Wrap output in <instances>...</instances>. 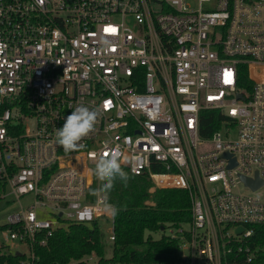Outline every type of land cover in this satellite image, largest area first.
<instances>
[{
    "label": "built area",
    "instance_id": "2783aa9c",
    "mask_svg": "<svg viewBox=\"0 0 264 264\" xmlns=\"http://www.w3.org/2000/svg\"><path fill=\"white\" fill-rule=\"evenodd\" d=\"M81 105L98 121L65 153L54 134ZM207 109L224 118L203 135ZM106 151L155 188L189 190L192 219L172 232L182 264H253L264 253V0H0V252L37 264L36 245L71 222L100 220L112 243L114 218L91 194Z\"/></svg>",
    "mask_w": 264,
    "mask_h": 264
},
{
    "label": "trees",
    "instance_id": "16d2710c",
    "mask_svg": "<svg viewBox=\"0 0 264 264\" xmlns=\"http://www.w3.org/2000/svg\"><path fill=\"white\" fill-rule=\"evenodd\" d=\"M223 118L220 110H204L203 135L220 128ZM123 167L131 178L127 186L118 181L110 194L111 202L120 208L114 218L115 240L107 241L100 220L91 225L71 222L55 230L46 244L36 245L37 264H89L83 258L92 253L99 257L92 264H182L179 239L172 232L192 219L189 190L153 189L147 176L133 174L126 165ZM97 187L95 179L92 190ZM257 232H264V225L257 226ZM108 245L112 249L110 255ZM21 260L22 256L12 251L0 252V264H21ZM253 264H264V253Z\"/></svg>",
    "mask_w": 264,
    "mask_h": 264
},
{
    "label": "clouds",
    "instance_id": "9594fccd",
    "mask_svg": "<svg viewBox=\"0 0 264 264\" xmlns=\"http://www.w3.org/2000/svg\"><path fill=\"white\" fill-rule=\"evenodd\" d=\"M99 111L87 106H77L64 120L62 127L55 131V143L61 146L65 153L78 151L83 147L81 141L95 129ZM93 175L98 181V187L91 194L97 198L102 211L113 218L120 208L111 202L110 194L116 183L127 186L130 175L124 170L120 154L116 151L104 152L98 156Z\"/></svg>",
    "mask_w": 264,
    "mask_h": 264
},
{
    "label": "rangeland",
    "instance_id": "374dc122",
    "mask_svg": "<svg viewBox=\"0 0 264 264\" xmlns=\"http://www.w3.org/2000/svg\"><path fill=\"white\" fill-rule=\"evenodd\" d=\"M163 178H165V177H163ZM152 188H154L155 189V187L154 186H152ZM32 198V196H25V197H22L21 198V201H22V203L24 204V205H27V204H29V200ZM18 209H16V208H13L12 206H10L9 208H8V210H6V212H8V211H10V212H15V211H17ZM6 221V213L5 214H0V223H3V222H5ZM185 226H187V224L185 225ZM170 231V229H168L167 230V232H169ZM171 231H175V229H172ZM155 236H158V234H155ZM111 252H112V249H111V246L110 245H108L107 246V255H110L111 254Z\"/></svg>",
    "mask_w": 264,
    "mask_h": 264
},
{
    "label": "water",
    "instance_id": "95a60500",
    "mask_svg": "<svg viewBox=\"0 0 264 264\" xmlns=\"http://www.w3.org/2000/svg\"><path fill=\"white\" fill-rule=\"evenodd\" d=\"M239 96H241V94H239ZM226 156H229V153H225ZM233 165H235V159H232L231 160V163L229 165V167H233ZM248 183H250V185L253 187V188H256L260 183L258 181H249L247 180ZM16 254L20 255L19 252H17Z\"/></svg>",
    "mask_w": 264,
    "mask_h": 264
},
{
    "label": "bare ground",
    "instance_id": "6f19581e",
    "mask_svg": "<svg viewBox=\"0 0 264 264\" xmlns=\"http://www.w3.org/2000/svg\"><path fill=\"white\" fill-rule=\"evenodd\" d=\"M161 178V177H160Z\"/></svg>",
    "mask_w": 264,
    "mask_h": 264
}]
</instances>
